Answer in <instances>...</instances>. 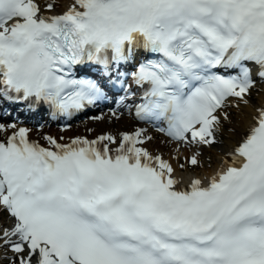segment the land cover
I'll return each instance as SVG.
<instances>
[{
	"label": "snow or ice",
	"instance_id": "1",
	"mask_svg": "<svg viewBox=\"0 0 264 264\" xmlns=\"http://www.w3.org/2000/svg\"><path fill=\"white\" fill-rule=\"evenodd\" d=\"M92 69L101 79L79 75ZM257 77L264 0H72L60 14L0 0V116L30 102L70 117L114 99L91 119L127 111L176 146L172 159L150 150L145 127L42 135L45 146L32 128L0 121V210L14 220L0 228V249L11 264H264ZM242 107L249 122L220 169L183 185L177 167H199Z\"/></svg>",
	"mask_w": 264,
	"mask_h": 264
},
{
	"label": "bare ground",
	"instance_id": "2",
	"mask_svg": "<svg viewBox=\"0 0 264 264\" xmlns=\"http://www.w3.org/2000/svg\"><path fill=\"white\" fill-rule=\"evenodd\" d=\"M52 2V0H38V3L41 6H45V3ZM56 7L54 8L57 11H61L67 4L68 0H54ZM53 9V10H54ZM259 91H255L254 94L255 97L252 98L253 103H259L262 99H264V85L262 88L258 89ZM113 108V107H112ZM109 109L107 108H99L97 110L94 116L100 115L101 113L107 114ZM249 110L244 109L243 107L239 110L233 109L232 110V124L225 125L224 135L221 137L223 143L217 144L213 148L211 147H205L202 149V151H206L209 149L212 151L214 155V159L211 161L210 164H202L201 168L199 170H194V173H187L189 170L187 166L184 169H180L177 167L176 175L180 177L181 179H186L190 176H197L199 178H204L207 176L210 177L212 173L219 168L220 161L225 157L226 151L233 146L234 143L238 141L240 138V135L242 134L244 128L246 127L247 123L249 122V116H248ZM44 125L43 130L40 128L30 126V128L33 129V132L31 134V137H37L40 141L45 142L44 139H42V135H54L55 137H63V140H67L71 135H78L80 133L84 134H90L94 135L97 133H106V132H112L113 134L121 132L123 129H129L132 128L134 125H136V122L131 121V114H129L127 111H125L124 116H122L119 120L115 119H104V120H94L91 118L80 120L79 122L70 125V127L67 128H61L57 127L56 125H48L47 123L42 124ZM234 127L235 131H229L230 128ZM148 135L153 137V140L147 144L150 150L153 151H159L164 154L165 157H168L169 159H172L176 153L174 151L175 145L168 144L165 142L163 137L159 135L158 133H152L148 131ZM211 148V149H210ZM193 150L191 149H181V157L188 156L189 153H191ZM209 151V152H210ZM172 162L177 164L178 162L173 159ZM184 160L181 158L179 163H183ZM7 223L3 217L0 215V226H4Z\"/></svg>",
	"mask_w": 264,
	"mask_h": 264
},
{
	"label": "rangeland",
	"instance_id": "3",
	"mask_svg": "<svg viewBox=\"0 0 264 264\" xmlns=\"http://www.w3.org/2000/svg\"><path fill=\"white\" fill-rule=\"evenodd\" d=\"M256 90H253V92H255ZM257 91H259V90H257ZM255 95L256 94H254L253 93V96H252V98H254L255 97ZM215 145H213L211 148H213ZM210 150L208 149L207 151H205V152H201L202 153V162L204 163L205 161H207V160H213L214 159V155H213V153H212V151H210ZM206 163V162H205ZM211 163V162H210ZM206 164H209V163H206ZM199 168H201V165L199 166V167H195V168H193L192 166H189V168H188V172H191L193 169H199Z\"/></svg>",
	"mask_w": 264,
	"mask_h": 264
}]
</instances>
